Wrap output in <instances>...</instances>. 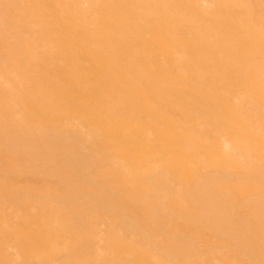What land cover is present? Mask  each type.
Segmentation results:
<instances>
[{
    "label": "bare ground",
    "instance_id": "obj_1",
    "mask_svg": "<svg viewBox=\"0 0 264 264\" xmlns=\"http://www.w3.org/2000/svg\"><path fill=\"white\" fill-rule=\"evenodd\" d=\"M0 264H264V0H0Z\"/></svg>",
    "mask_w": 264,
    "mask_h": 264
}]
</instances>
